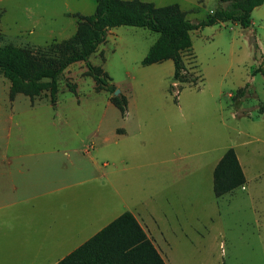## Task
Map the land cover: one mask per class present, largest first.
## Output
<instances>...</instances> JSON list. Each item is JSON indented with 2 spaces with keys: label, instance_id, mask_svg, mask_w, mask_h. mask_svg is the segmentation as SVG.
Segmentation results:
<instances>
[{
  "label": "rangeland",
  "instance_id": "1",
  "mask_svg": "<svg viewBox=\"0 0 264 264\" xmlns=\"http://www.w3.org/2000/svg\"><path fill=\"white\" fill-rule=\"evenodd\" d=\"M144 1L177 3L193 22L221 3ZM95 4L0 0V46L68 38ZM250 16L246 28L223 21L192 30L178 80L171 59L141 63L157 32L110 28L89 60L126 96L124 115L112 92L95 89L83 61L63 71L53 102L46 90L33 100L18 93L12 109L0 75L4 144L20 135L18 146L45 152L35 161L53 172L84 168L51 201L36 204L30 234L0 245V264H54L124 211L147 229L166 264H264V2ZM230 147L246 180L217 197L212 171Z\"/></svg>",
  "mask_w": 264,
  "mask_h": 264
},
{
  "label": "trees",
  "instance_id": "2",
  "mask_svg": "<svg viewBox=\"0 0 264 264\" xmlns=\"http://www.w3.org/2000/svg\"><path fill=\"white\" fill-rule=\"evenodd\" d=\"M90 15L79 16L75 32L60 41L45 46H0V75L9 81L8 96L12 99L21 93L33 98L42 90L49 92L53 102L58 91V80L72 63L83 61L86 74L91 76L96 90L114 92L101 66L90 62L89 57L105 40L110 28L120 25L144 27L158 33L141 63L148 65L171 59L175 80L184 70L182 53L191 47L190 32L205 25L233 21L248 27L251 11L264 0H229L209 12L204 20L193 22L177 3L155 5L144 0H95ZM254 48H257L254 43ZM262 71V65L254 70ZM70 90L74 87L68 84ZM244 90L238 89L241 97ZM109 100L121 115L125 114V95L110 96ZM245 177L232 147L227 148L212 171V189L221 196L244 184ZM54 264H166L134 215L124 211L95 234Z\"/></svg>",
  "mask_w": 264,
  "mask_h": 264
},
{
  "label": "crops",
  "instance_id": "3",
  "mask_svg": "<svg viewBox=\"0 0 264 264\" xmlns=\"http://www.w3.org/2000/svg\"><path fill=\"white\" fill-rule=\"evenodd\" d=\"M109 32L111 31L109 30ZM96 50L99 52L101 51L98 48H96ZM17 95L18 93L15 94L12 99L9 98L8 105L14 106ZM33 99L34 97L30 98V100ZM13 106L10 109H12ZM3 115V106H0V245L4 242L11 241V237L14 235L25 236L30 234L34 229H30L31 227L28 226V223L29 220L32 219L34 211L36 210V204L44 203L45 201L47 203L48 200L51 201V196L59 194L62 190H64L67 186V180L77 177L79 172L84 171V168L79 166L77 168L74 167L73 169H68L66 172L62 173L53 172L49 165L46 167L45 165H41L35 161L37 156L46 154L45 152L37 153L34 148H29L27 146L20 148L18 146L20 135H17L16 141L13 140L11 142H6L5 145L2 141L4 140V126L1 120ZM6 136L9 137L11 134L6 132ZM87 151L88 150H85V152ZM235 154L245 177L243 165L237 153ZM73 183L76 184L78 182L74 181ZM14 219L18 220V224L21 225L18 226L19 228L12 227L14 224L10 223V221ZM138 223L149 237L147 229L139 221ZM151 241L155 245L152 239Z\"/></svg>",
  "mask_w": 264,
  "mask_h": 264
},
{
  "label": "water",
  "instance_id": "4",
  "mask_svg": "<svg viewBox=\"0 0 264 264\" xmlns=\"http://www.w3.org/2000/svg\"><path fill=\"white\" fill-rule=\"evenodd\" d=\"M118 93H119V90H117V89H115L114 92H113L114 95H116Z\"/></svg>",
  "mask_w": 264,
  "mask_h": 264
}]
</instances>
